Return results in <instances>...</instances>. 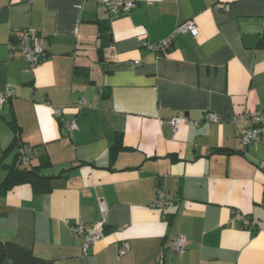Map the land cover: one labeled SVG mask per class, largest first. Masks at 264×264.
<instances>
[{"label": "crops", "instance_id": "obj_1", "mask_svg": "<svg viewBox=\"0 0 264 264\" xmlns=\"http://www.w3.org/2000/svg\"><path fill=\"white\" fill-rule=\"evenodd\" d=\"M187 20L196 37L175 33L160 53L141 45ZM263 29L264 0H138L128 14L102 0H0V91L9 93L0 160L13 115L32 162L51 176L49 192L29 183L0 192V240L56 264H264V119L247 145L239 138L247 123L230 120L264 112ZM26 30L44 39L32 71L8 49ZM55 107L75 129L62 128ZM180 113L187 121L175 131L160 121ZM117 133L127 148L110 160ZM158 188L173 196L162 210L149 206ZM99 219L104 236L83 255L70 226ZM178 234L187 238L182 255L172 249Z\"/></svg>", "mask_w": 264, "mask_h": 264}, {"label": "built area", "instance_id": "obj_2", "mask_svg": "<svg viewBox=\"0 0 264 264\" xmlns=\"http://www.w3.org/2000/svg\"><path fill=\"white\" fill-rule=\"evenodd\" d=\"M108 10L113 14H128L135 6L138 0H102ZM175 33H190L196 37L198 35V29L192 20L184 21L178 24L172 34L168 37L155 41H142L141 45L154 52H162L170 46L172 38ZM43 36L37 31L26 30L17 36H12L8 42V49L10 52H18L20 56L25 60L27 67L26 71H32L45 57V50L43 47ZM135 63H132L134 65ZM8 92L0 91V105H2L8 98ZM85 100H80V106L85 105ZM62 107L53 108V115L59 119L62 128L70 132L76 128V121H66L62 118ZM204 118L208 121H215L216 115L213 112H206ZM264 119L263 111L250 112L244 110L239 113H235L231 116L232 122H246L247 125L242 128L239 133V138L242 144L247 145L256 141L261 133L262 122ZM161 123H168L175 131L182 121H187V118L183 113L175 115L170 118L161 119ZM31 148L24 146L20 150L18 161L21 166H28L30 162ZM173 196L163 188H158L153 200L149 202V206L157 209H165L172 204ZM98 208L100 213L105 214L107 211V205L102 198L98 200ZM241 218L244 226H248L250 221L243 214L236 213L232 220L235 218ZM71 231L80 240L81 253L87 254L89 249L104 236V220L99 219L92 224L75 223L70 226ZM187 238L184 234H178L173 239L172 249L179 255L184 254L186 251ZM129 250V245L124 244L119 253L124 254Z\"/></svg>", "mask_w": 264, "mask_h": 264}, {"label": "trees", "instance_id": "obj_3", "mask_svg": "<svg viewBox=\"0 0 264 264\" xmlns=\"http://www.w3.org/2000/svg\"><path fill=\"white\" fill-rule=\"evenodd\" d=\"M100 29L102 32H107L106 26H101ZM260 41L264 42V29ZM6 122L13 132V138L9 145L4 149L3 154L5 155L6 152H9L16 146H20V148L29 146L20 141L21 129L17 124L15 117L12 115ZM29 147L32 151V147ZM125 148L127 147L122 143L121 135L117 133L108 149L110 160H113L116 154ZM20 150H17L9 163L3 162L2 159L4 155L1 157L0 165L6 170V174L0 180V192L5 193L10 188L21 183H29L35 193L49 192L51 190V176L45 175L41 172V168L45 166V163L32 162V155L30 154L29 165L21 166L18 161ZM47 164H50L49 160L47 161ZM34 173L38 175H34ZM5 260L10 264H56L53 260L38 256L31 250L25 249L16 243L0 240V263H3Z\"/></svg>", "mask_w": 264, "mask_h": 264}, {"label": "water", "instance_id": "obj_4", "mask_svg": "<svg viewBox=\"0 0 264 264\" xmlns=\"http://www.w3.org/2000/svg\"><path fill=\"white\" fill-rule=\"evenodd\" d=\"M99 37L103 39L102 45L104 47H106L108 45V42H107L108 41V39H107L108 38V33L107 32L100 33ZM34 175H38V174L34 173Z\"/></svg>", "mask_w": 264, "mask_h": 264}]
</instances>
